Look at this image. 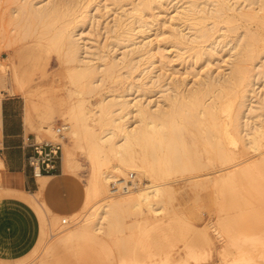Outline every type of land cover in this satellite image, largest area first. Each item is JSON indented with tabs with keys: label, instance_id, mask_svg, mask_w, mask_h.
<instances>
[{
	"label": "bare ground",
	"instance_id": "obj_1",
	"mask_svg": "<svg viewBox=\"0 0 264 264\" xmlns=\"http://www.w3.org/2000/svg\"><path fill=\"white\" fill-rule=\"evenodd\" d=\"M103 7L109 9L107 13L113 12L106 23L112 38L104 44L90 43L84 26L95 16L93 10ZM11 13L17 24L24 25L26 34L39 29L46 36L75 86L66 88L70 101L49 110L40 124L36 121L40 140L44 135L49 142L62 139L63 172L78 174L82 169L77 157L80 149L91 165L83 204L88 213L82 224L68 227L61 236L63 243L100 235L106 223L119 221L122 210L143 213L148 209L149 214H158L165 193L173 190L166 180L175 172L197 174L219 164L221 172L216 176L202 175L215 190H239L245 182L247 190H264V63L258 60L264 55V0H20ZM239 18L256 21L257 29L247 27L235 39L224 40L222 46L232 45L223 64H214L206 52L205 69L193 67L182 76L168 73L169 61L164 59L168 43L181 51L205 43L212 49L216 33L222 30L218 22ZM161 22L163 28L157 25ZM220 36L224 39L226 33ZM200 53L196 51V55ZM24 54H18L19 61ZM14 57L10 68L0 61L1 136L4 91L30 92ZM131 75L136 82L124 90L106 86L110 81L121 84ZM92 93H98L96 102L89 98ZM26 110L27 123H34L32 109ZM56 115L67 120L57 130L53 127ZM59 129L65 133L59 136ZM250 152L247 158L256 160L240 165L239 156ZM4 166L0 157V168ZM125 170L130 171L127 176ZM193 174V178L201 176ZM36 175L39 190L35 193L5 187L0 199L18 195L35 208L42 242L50 214L63 216L62 222H67V216L74 217L78 210L68 215L53 212L43 196L48 177L38 166ZM112 182L122 189L114 191ZM236 242L239 255L229 257L231 252L226 250L221 264H250L251 250ZM23 258L14 259V264H24Z\"/></svg>",
	"mask_w": 264,
	"mask_h": 264
},
{
	"label": "rangeland",
	"instance_id": "obj_2",
	"mask_svg": "<svg viewBox=\"0 0 264 264\" xmlns=\"http://www.w3.org/2000/svg\"><path fill=\"white\" fill-rule=\"evenodd\" d=\"M19 1L0 0V61L8 64L10 68L12 57L15 56L14 60L16 59L17 65L21 68L24 85L30 92L13 93L6 89L5 94L2 95V103L7 102L6 105L10 111L16 114L25 132L27 131V138L31 137L37 142H46L49 137L44 135L41 140L37 137L38 124L36 121L40 124L46 119L49 110L60 106L62 101L66 103L70 101L66 88L75 86L71 84L67 66L62 63L60 54L51 50L46 36L42 35L39 29L26 34L24 25L17 24L12 19V9L18 5ZM164 8L161 10H165ZM108 10L106 7L101 8L100 11L94 9L93 15L95 16L85 24L84 34L89 36L90 43L104 44L111 40L112 37L106 32V23L107 20H112L113 12L107 13ZM155 11L158 13L159 9ZM161 13L164 14L162 11ZM148 17L151 19L150 15ZM157 25H161L160 28L164 26L162 22ZM218 27L222 30L216 33V45L212 49L208 43H205L194 49L181 51L177 46L168 43L165 50L167 57L164 58L169 61L168 73L175 71L177 75L182 76L193 67L197 70L205 69L206 66H202L207 61L206 52H210L214 64H223L224 58L228 56L227 49L232 45L230 42L222 46L224 40L235 39L247 27L255 31L257 23L239 18L231 23L227 20L219 21ZM230 27L233 28L229 29ZM224 32L226 38L223 39L219 35ZM197 50L201 52L199 55H196ZM204 51L205 53H202ZM20 52H25L23 61H19ZM158 57H161L160 52ZM258 60L259 63H264V55ZM130 82H136L134 75L125 79L121 84L110 81L106 86H114L115 89L121 91ZM89 98L96 102L98 93L90 94ZM27 101H29L28 104H26ZM27 105L32 109V122L35 121L36 124L27 123L25 117ZM56 116L57 120L53 124L55 130L58 127L63 128L67 122L62 116ZM28 125H31L30 130ZM33 126L36 128L33 129ZM57 133L60 136L65 133V130L62 129ZM54 142L63 144L61 138ZM1 148L2 136L0 135ZM251 153L239 156V159L243 161L240 165L256 160V157L247 158ZM77 155L83 164L82 169L78 174L66 175L75 180L71 183L74 186L73 190H77L75 197L79 201L76 208L78 212L72 218L67 216V222H62L63 216L54 218L50 214L46 240L40 242L39 236L34 247L24 255L22 259L24 264H164L167 259L169 264H202L210 259L211 261L207 264H218L219 262L221 264L225 260L223 254L226 250L231 252L229 257L239 255L235 241L242 243V249L251 250L250 255L248 254L252 258L250 264H264V190H247L246 182L239 190H215L212 184L207 183V176L202 175L209 172L212 176H216L221 172L219 164L210 165L207 170L195 172L201 174L196 178L191 177L193 173H172L166 181H169L173 190L165 193L166 198L160 203L159 207L162 210L158 214L152 212L149 214L148 209L141 211L143 213L122 210L119 213L121 214L119 221L106 223L100 235L91 234L69 243H63L61 236L73 227L82 224L88 213V210L83 208V204L86 199L88 179L91 175V165L87 155L82 153L81 149L78 150ZM0 157H2L1 154ZM202 158L207 160L204 152H202ZM61 165L62 162L60 164L62 170ZM128 172L130 171L125 170L123 175L127 176ZM129 179H134V177H129ZM142 181L151 183V180L146 178ZM121 183L119 181V185ZM112 186L113 182L111 188ZM5 187L0 172V191H4ZM14 263H17L14 258H4L0 255V264Z\"/></svg>",
	"mask_w": 264,
	"mask_h": 264
},
{
	"label": "crops",
	"instance_id": "obj_3",
	"mask_svg": "<svg viewBox=\"0 0 264 264\" xmlns=\"http://www.w3.org/2000/svg\"><path fill=\"white\" fill-rule=\"evenodd\" d=\"M7 102L2 106V148L0 154L5 166L1 168L2 183L6 187L22 189L35 193L39 190L37 167L31 163L35 154L31 137L26 136L23 124L10 111ZM42 172L47 176L43 196L49 208L59 214L75 212L79 201L73 190L68 173L60 166L51 172ZM74 175V174H71ZM77 183V182H76ZM77 211V210H76ZM41 233V221L35 208L23 197L4 195L0 199V255L4 258H20L36 244ZM209 255V250H208ZM208 260L202 264H207ZM220 264V262L218 263Z\"/></svg>",
	"mask_w": 264,
	"mask_h": 264
},
{
	"label": "built area",
	"instance_id": "obj_4",
	"mask_svg": "<svg viewBox=\"0 0 264 264\" xmlns=\"http://www.w3.org/2000/svg\"><path fill=\"white\" fill-rule=\"evenodd\" d=\"M33 146L35 154L31 157V163L34 166H38L44 172H51L60 166L63 158V148L60 142L36 141ZM112 188L114 191L122 189L116 183H113Z\"/></svg>",
	"mask_w": 264,
	"mask_h": 264
}]
</instances>
